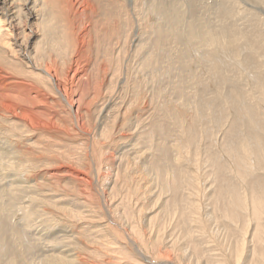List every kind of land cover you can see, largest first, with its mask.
Listing matches in <instances>:
<instances>
[{
    "label": "bare ground",
    "instance_id": "obj_1",
    "mask_svg": "<svg viewBox=\"0 0 264 264\" xmlns=\"http://www.w3.org/2000/svg\"><path fill=\"white\" fill-rule=\"evenodd\" d=\"M0 264H264V0H0Z\"/></svg>",
    "mask_w": 264,
    "mask_h": 264
},
{
    "label": "rangeland",
    "instance_id": "obj_2",
    "mask_svg": "<svg viewBox=\"0 0 264 264\" xmlns=\"http://www.w3.org/2000/svg\"><path fill=\"white\" fill-rule=\"evenodd\" d=\"M28 24H29V26L30 27H32L33 26V24H34V21H32V20H28V22H27Z\"/></svg>",
    "mask_w": 264,
    "mask_h": 264
}]
</instances>
